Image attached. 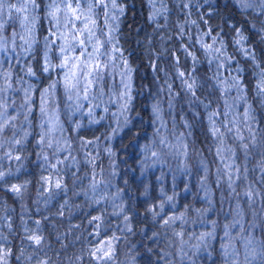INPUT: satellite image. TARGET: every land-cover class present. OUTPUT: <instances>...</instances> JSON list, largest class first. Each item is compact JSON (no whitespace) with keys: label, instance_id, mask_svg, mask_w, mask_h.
<instances>
[{"label":"trees","instance_id":"16d2710c","mask_svg":"<svg viewBox=\"0 0 264 264\" xmlns=\"http://www.w3.org/2000/svg\"><path fill=\"white\" fill-rule=\"evenodd\" d=\"M51 3L52 0H36L39 7L34 13L31 50L26 52L27 48H22L19 37L15 48L22 60L12 61L16 79L29 81L35 98L60 79L58 70L42 71L46 45L53 36L52 20L47 15ZM117 4L124 12H118L115 40L133 69L131 101L125 116L116 121L108 111L102 116L99 109L93 117L99 123H89L87 114L71 116L70 110L60 102L61 122L71 145V155L60 151L54 156L53 148L58 146L55 139L53 148L37 143L40 133L47 129H41L42 121L36 110L29 114L27 122L20 113L15 122V136L12 130L0 136L3 144L0 171L5 173L0 180V245L11 252L7 264H42L43 261L90 264L87 253L95 246V223H100V235L106 240L113 235L118 238L112 242L114 251L110 264H223L221 244L227 243L224 225H231L238 218L235 211L238 200L245 228L256 225L243 235L264 239V213L260 212V203L249 208L243 196L244 190L252 186L264 198L261 166L264 137L258 132L257 145L255 148L250 145L247 161L237 143L230 136L225 137L226 145L236 150L237 163H246L248 168L247 180L236 182V193L240 194L237 196L230 193L223 179L217 184L216 169L220 167V160L215 155L214 138L208 131V113L211 110L223 112L225 99L238 121L243 122V113L248 109L255 117L254 130L264 131V98L257 95L256 89L259 74L264 71V14L252 7L243 9L238 0H117ZM153 14L155 20L150 19ZM208 28L218 38L213 47L222 46L226 56L231 57L224 68H217L223 56L206 54L201 47V40L211 43L204 35ZM21 29L19 20L13 18L3 33L8 38L13 33L18 37ZM237 30L246 37L240 44L235 43L239 39ZM242 48L248 50V56ZM253 55L255 59L251 58ZM53 57L54 52H51L50 61L56 64ZM29 67L35 76L26 75ZM177 71L185 73L184 79L189 76L195 79V96L185 91ZM237 75L244 85L242 96L232 88L222 98L216 87L217 76L229 80L230 76ZM60 89L58 87L57 92L61 99ZM154 106L164 117L165 128H161V134L169 141L181 134L186 139L188 156L183 160L167 156L161 166L152 163L155 158L146 159L145 146L153 147L156 129L160 127ZM185 121L190 128L185 127ZM76 124L82 127L73 131ZM113 129L121 130L114 134ZM25 132L29 133L26 138ZM15 139L21 140V144L11 143ZM82 140L94 143L82 149ZM59 147L68 145L59 143ZM89 153L96 157L94 165L88 163ZM16 156L20 159H15ZM44 156L48 157L47 161ZM57 158L64 163L50 167ZM204 165L208 168L206 180ZM182 167L187 171H181ZM57 172L60 189L44 183V178L50 174L53 179L57 178L54 175ZM202 180L208 188L211 204L204 198ZM93 184L97 187L93 188ZM14 185L21 186L19 194L11 191ZM165 196L173 197L174 208L165 204L164 214L185 213L188 220L183 226V253L171 230L166 226L161 228L160 217L153 218L149 211ZM254 212L260 214L254 215ZM95 216L102 219L92 220ZM212 222H215L214 227ZM175 227L180 230L179 222ZM230 231L233 237H238L235 229ZM206 232H213V237L199 241L200 234ZM33 234L43 236L42 246H35L28 239ZM234 244L242 260L240 240L236 239Z\"/></svg>","mask_w":264,"mask_h":264},{"label":"snow or ice","instance_id":"6c2138e0","mask_svg":"<svg viewBox=\"0 0 264 264\" xmlns=\"http://www.w3.org/2000/svg\"><path fill=\"white\" fill-rule=\"evenodd\" d=\"M243 9L252 7L254 11L264 14V0H238ZM39 6L36 4V0H16L15 3H6V0H0V30H2L8 20L13 18L18 19L21 28H25L29 33H31L35 28L36 17L34 15L35 10ZM155 7V5H153ZM115 12L123 14L124 9L117 4V0H52V3L48 6L47 15L54 22V27L56 31L52 33L53 36L57 37L61 43L57 44V51L59 57V63L52 64L47 52L45 53L43 59L44 64L42 66V71L45 73L60 71V79L53 81L50 85L51 89H55L59 85L64 92L67 100L73 101V107L75 110L81 111V114H87L89 116V123H99V120L93 119L94 108H100L104 96V81L105 75L108 74L111 78L112 71L115 67V61L117 59H123L122 51L114 43V37L112 32L117 29H109V20H115ZM7 18V19H6ZM150 19L155 20L156 16L153 14ZM103 21V26H100V21ZM207 23V21H205ZM254 27V26H253ZM58 34V35H57ZM16 33H13L15 36ZM207 37L210 38L211 43H203L201 40V47L205 50L206 54H210L214 57H224V60L217 64V68L221 69L225 67L226 63H230L231 57L226 56V52L222 51V46L213 47L217 44V37L212 34V29L208 28L205 32ZM237 36L239 39L235 41L236 44H240L241 41L245 40L246 37L237 30ZM23 38V37H22ZM28 44L26 52H30L31 44ZM50 44H55L56 41H49ZM222 45V42H221ZM3 50V49H0ZM242 52L248 56V50L242 48ZM187 51V49H185ZM119 53V56L116 54ZM255 59L254 55L251 57ZM195 61V57H193ZM211 63V61H209ZM124 71L121 73V85L125 90L121 96L125 100L124 111H127V105L131 101L130 91H131V74L133 69L128 66L127 61H123ZM240 70H237L239 73ZM2 75V74H0ZM10 73L4 78L7 81L10 77ZM26 75L35 76L36 73L29 67L26 70ZM178 77L181 78L182 85L187 93L195 96V90L197 84L195 79L189 76L184 79L185 73L177 71ZM191 81V82H189ZM10 87V85H8ZM216 87L221 91L222 98L223 94L230 93L232 88H235L242 96L244 85L242 80L237 76H230L229 80L220 79L217 76ZM171 89V85H169ZM257 95L264 98V71L259 74V82L256 85ZM7 91V88H0V136H3L5 132L12 130V135L15 136V129L17 128L16 121L20 116V111L15 109V102L11 104L2 95ZM24 103L20 105L23 109L25 115L24 120L27 122L28 113L33 111V101H32V89H24ZM48 89H44L43 93L39 96L38 109L42 117V122L40 124L41 129H44L47 125V131H42L40 133V138L37 141L38 144L44 145L48 148H53V138L51 133L53 131H59L63 136L64 129L59 122L58 114L50 115V109L48 107ZM198 99V97H197ZM99 101L97 103H94ZM87 103L89 107L84 112V105ZM53 107H55V102L53 101ZM207 107V106H206ZM11 110V111H10ZM154 113L157 114L159 109L154 106ZM107 111V108H104ZM235 113L232 111L228 104V100H224V110L223 112L219 110H211L208 113L209 121V133L214 138L215 155L220 160V167L216 169V179L217 184L223 179L224 183L227 185L230 193H235L237 196L240 195L236 193V182L238 180H247L248 168L246 163L241 165L237 163L236 150L231 146L226 145L225 137L230 136V138L235 141L241 150L244 160L247 161L250 155V145L255 148L257 145L258 132L262 137H264V131L259 129L254 130V125L256 123L254 115L250 113V110L246 109L243 113V122L238 121L235 118ZM223 116L224 119H218ZM47 117V119H43ZM128 121L125 119V124ZM82 125L76 124L73 131H78ZM165 127L162 123L160 127L156 129L157 139L152 141L153 147L145 146L148 152L147 158H155L152 160L153 164H163L166 163L165 157L173 156L178 157L183 160L188 156L189 145L186 139L181 134L180 137L176 139L173 143L167 139V137L161 134V128ZM185 127L190 128V125L185 121ZM121 129H113V133H117ZM246 133V134H245ZM29 133L25 132L24 137L26 138ZM191 135V133H189ZM98 139V138H97ZM11 143L19 145L21 140L15 139ZM60 141H57V147L53 148V155L55 156L57 152L63 151L68 155L70 152V142L64 139L63 143L68 145V147H59ZM89 143H94V141L82 140L81 148H85ZM0 147L3 144L0 143ZM111 154L110 150H108ZM7 155L11 158V152ZM88 163L93 164L96 157L91 156L89 153ZM15 159H20L16 156ZM45 161L48 160L47 156H44ZM74 163V158L73 161ZM64 160L57 158L56 163L52 164L50 167L55 168L57 164H63ZM262 174H264V161H262ZM181 171H187L186 167H182ZM203 171L205 173L204 180L207 179L208 168L206 165L203 166ZM57 178L53 179V174L44 178V183L55 189L61 188V179L59 178V172L54 174ZM5 173L0 171V180H3ZM201 181V187L205 191V200L211 204V197L209 195L208 188ZM264 183V181H262ZM93 188L97 187L96 184L92 185ZM11 191L19 194L21 191V186L14 185ZM187 191V189H186ZM243 196L246 198V203L249 208H252L253 204L260 203V212L264 213V198H262L259 190L254 189L252 186H248L244 192ZM167 204L170 208H174L173 197L165 196V199L156 206L149 208L152 213L153 218L160 217L161 228H166L171 230L172 235L177 238L180 246V251H184V230L183 226L188 223L185 213H180L179 215H165L164 207ZM236 219L233 220L231 225H224V236L227 238V243L221 244V256L223 259V264H264V239H256L251 235H243L245 231H252L255 229V224H250L246 229L243 221V210L241 209L239 200L236 204ZM260 213H255L258 215ZM102 218L100 216L92 217L94 221H100ZM125 220L128 219L127 216L124 217ZM92 220L89 222L91 223ZM179 222L180 230H177L175 225ZM213 223V227L215 222ZM100 223H95L94 228L97 229L95 234V246L91 247L87 253L89 257L90 264L92 261L95 264H110L113 258V247L112 242L118 240L116 236H112L107 240L100 235L99 229ZM230 229H235L239 234L238 237H233ZM131 231V228H128ZM106 231V230H105ZM210 237H213V232L201 233L197 238L199 241H204ZM30 241L35 246H42L43 236L33 234L28 237ZM59 239V237H57ZM236 239L240 240L243 247V259L241 260V252L235 247L234 241ZM193 247H198L194 245ZM11 254L10 250L5 251L2 245H0V264H7V257ZM79 259V257L77 258ZM42 264H47V261H43Z\"/></svg>","mask_w":264,"mask_h":264},{"label":"rangeland","instance_id":"374dc122","mask_svg":"<svg viewBox=\"0 0 264 264\" xmlns=\"http://www.w3.org/2000/svg\"><path fill=\"white\" fill-rule=\"evenodd\" d=\"M6 3H8V1H6ZM115 15H116L115 20H109V29H113V28L116 29L118 12H115ZM9 22H10V20H8V23ZM8 23H6L4 28L2 30H0V49H3V50H0V74H2V75H0V88H7V91L4 92L2 95L8 100V102L10 104L14 101L15 102V109L17 111H20L21 114L25 115L23 109L20 108V105H22L24 103V91L23 90L28 89L29 87L32 89V87H31L29 81L24 82V81L16 79V76L14 75V71L12 69L13 68L12 61L13 62L17 61L18 58H20L19 60H22V58L19 56V54L15 48L16 43H18L17 39L20 37L19 44L23 45L22 48L23 47L27 48L28 44H26L25 41H28V43H30V44L32 43L33 31L31 33H29L25 28H22L21 29V32H22L21 35H19L18 37L12 36L11 38H8L5 35L6 33L5 34L3 33L5 27H6V25H8ZM100 26L101 27L103 26L102 20L100 21ZM52 31L53 32L56 31V28L54 27L53 21H52ZM112 36L115 38V31L112 32ZM52 40H55L56 43L55 44H50V43L47 44L46 45V52H47V55L50 58V60H52L51 59V52H54L53 58L57 64V63H59V57H58V51H57L56 45L61 43V41L59 39H57V37H55V36H52ZM113 42L116 43V40L114 39ZM116 55L119 56V53H117ZM124 60L125 59L123 58V59H117L115 61V67L112 71L111 78H109L108 74L106 73L105 81H104V96L101 98L103 100V103H102L100 108H94V114H95V112H97L100 109L102 111V116H104V114H106L108 111L113 118H116L115 119L116 121L121 120L125 116L126 111H124V107H122V106L125 104V100L127 99V97H124L123 99L121 98L123 92L125 91L121 85V73L124 71V65H123ZM15 65H16V63H15ZM9 73L11 75H10L9 79L6 81L4 77ZM59 77H60V71H59ZM130 83H131V81H130ZM8 85H10V87H8ZM58 87H60V86L57 85V87L55 89H51V88L48 89L49 90L48 91V96H49L48 107L50 109V115L58 114L59 122L62 125L63 124L61 122L62 121L61 120V112H62L61 107L62 106H61L60 102L63 103V106L65 108H67V110H70L71 116H73L76 113H81V111L74 109V107L72 106L73 101H69L66 99L62 88L60 89L62 91V93H61L62 98L60 99V96L57 92ZM39 96L40 95H38L35 98L33 90H32L33 111L34 110L37 111V113L39 114L41 121H42V117H41L39 109H38ZM53 101L55 102V107H53ZM97 102H99V101H96L94 103H97ZM88 107H89V105L87 103H85V105H84V112L85 113H86V110ZM104 108H107V111H104ZM29 114L30 113L27 114L28 118H29ZM158 116H159V118H157V119L159 122V126L162 123L165 125V122L163 119L164 117H162V112L161 113L158 112ZM43 119H47V117H45ZM18 126L20 127L21 124ZM45 127L47 129L48 126L46 125ZM164 128L165 127H163L162 129H164ZM63 129H64V127H63ZM51 136L53 137V139H55L57 141L59 140L60 143H63L64 139H66L65 132L63 133V136H62L59 131H53L51 133ZM180 136H175L174 140H171V142L175 143L176 139Z\"/></svg>","mask_w":264,"mask_h":264}]
</instances>
